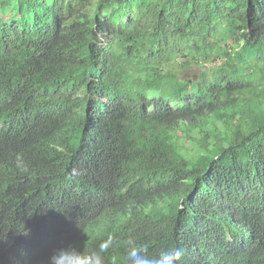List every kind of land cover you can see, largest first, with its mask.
Masks as SVG:
<instances>
[{
  "label": "trees",
  "instance_id": "16d2710c",
  "mask_svg": "<svg viewBox=\"0 0 264 264\" xmlns=\"http://www.w3.org/2000/svg\"><path fill=\"white\" fill-rule=\"evenodd\" d=\"M0 10V264H264V0Z\"/></svg>",
  "mask_w": 264,
  "mask_h": 264
},
{
  "label": "clouds",
  "instance_id": "9594fccd",
  "mask_svg": "<svg viewBox=\"0 0 264 264\" xmlns=\"http://www.w3.org/2000/svg\"><path fill=\"white\" fill-rule=\"evenodd\" d=\"M128 247L129 260L135 258L138 254H145V248L142 245H135L133 242H126ZM104 245H101V250ZM98 253H89L81 255L71 246L54 250L50 257L51 264H89V260L98 256ZM185 255L183 248L173 247L162 253L158 258L150 261V264H182V259ZM103 264V261H100Z\"/></svg>",
  "mask_w": 264,
  "mask_h": 264
},
{
  "label": "rangeland",
  "instance_id": "374dc122",
  "mask_svg": "<svg viewBox=\"0 0 264 264\" xmlns=\"http://www.w3.org/2000/svg\"><path fill=\"white\" fill-rule=\"evenodd\" d=\"M5 7L7 8V11H6L7 13L11 12L10 11L11 5L10 6L6 5ZM2 11L4 10H0V14L2 13ZM213 65H214L213 63H204L202 65L193 64L189 66L185 62H183L181 66L175 65L173 68L177 72V75L179 78L187 77L190 80H194V79H197L199 73L202 72L205 68L211 71V68L213 67Z\"/></svg>",
  "mask_w": 264,
  "mask_h": 264
}]
</instances>
